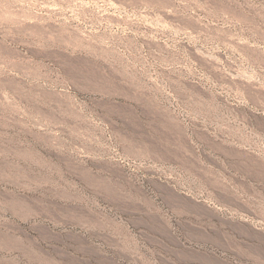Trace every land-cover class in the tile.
Listing matches in <instances>:
<instances>
[{"label":"rangeland","instance_id":"1","mask_svg":"<svg viewBox=\"0 0 264 264\" xmlns=\"http://www.w3.org/2000/svg\"><path fill=\"white\" fill-rule=\"evenodd\" d=\"M47 263L264 264V0H0V264Z\"/></svg>","mask_w":264,"mask_h":264},{"label":"bare ground","instance_id":"2","mask_svg":"<svg viewBox=\"0 0 264 264\" xmlns=\"http://www.w3.org/2000/svg\"><path fill=\"white\" fill-rule=\"evenodd\" d=\"M26 240H27L28 243H32V240H31V239L26 238ZM34 242H35V241H34ZM34 242H33V243H34ZM33 243H32V244H33ZM36 245H37V243H36ZM36 245H35V246H36ZM23 248H25V247H23ZM26 248H27V247H26ZM24 250H25V249H24ZM27 251H28V250H27ZM28 253H29V252H28ZM35 253H36V252H35ZM29 255H30V253H29ZM37 255H38V254H37ZM39 255H40V254H39ZM45 256H46V255H45ZM26 257H29V256H26ZM30 257H31V256H30ZM38 257H40L41 262H42V261L50 262V259L47 258L48 256H47V257H41V256H38ZM38 257H36L35 259H38ZM53 259H54V258H53ZM29 260H30V259H29ZM33 260H34V259H33ZM38 262H40L39 259H38ZM54 263H56V262H54ZM47 264H48V263H47Z\"/></svg>","mask_w":264,"mask_h":264}]
</instances>
